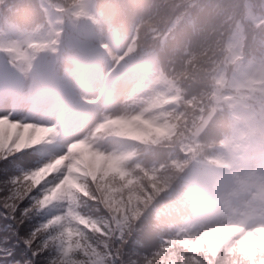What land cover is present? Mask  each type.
<instances>
[{
  "label": "snow or ice",
  "instance_id": "obj_1",
  "mask_svg": "<svg viewBox=\"0 0 264 264\" xmlns=\"http://www.w3.org/2000/svg\"><path fill=\"white\" fill-rule=\"evenodd\" d=\"M3 102L4 98L0 97V103ZM12 121V114L0 112V122ZM28 162L22 150L19 157L14 155L11 161L5 157L8 168L0 172V176L5 177L0 178V264H65L66 249L56 242L57 230L51 227L53 217L37 210V206L47 204L48 197L39 186L27 196L17 188L21 177L35 174V170L25 167ZM94 242L105 253L101 264H117L115 256L111 260L107 258V253L113 251V241L100 237Z\"/></svg>",
  "mask_w": 264,
  "mask_h": 264
}]
</instances>
